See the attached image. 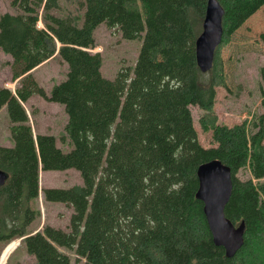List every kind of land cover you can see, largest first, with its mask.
<instances>
[{
	"label": "trees",
	"instance_id": "1",
	"mask_svg": "<svg viewBox=\"0 0 264 264\" xmlns=\"http://www.w3.org/2000/svg\"><path fill=\"white\" fill-rule=\"evenodd\" d=\"M207 0H79L80 16L58 15V0H10L0 15V51L11 58L14 90L0 88L11 145H0V251L19 239L30 264H264V97L260 114L226 126L213 113L216 88L230 92L222 50L248 26L264 0H217L222 35L205 73L195 61ZM40 23V26L38 25ZM104 23L122 39H141L132 70L102 76L94 30ZM264 49V31L257 36ZM58 58L64 78L48 93L33 71ZM34 96L62 106L60 137L34 133L23 105ZM202 132L203 148L190 108ZM230 169L224 216L242 225L243 243L225 257L195 199L197 167ZM76 170L81 186L39 188L40 171ZM240 171L246 177L239 176ZM71 209L65 229L43 224L35 206ZM3 247V248H2ZM72 257V258H71Z\"/></svg>",
	"mask_w": 264,
	"mask_h": 264
},
{
	"label": "rangeland",
	"instance_id": "2",
	"mask_svg": "<svg viewBox=\"0 0 264 264\" xmlns=\"http://www.w3.org/2000/svg\"><path fill=\"white\" fill-rule=\"evenodd\" d=\"M78 1L58 0V9L55 13L80 16L81 10ZM9 2L10 0H0V15L5 12H13ZM258 14L259 18L235 32L229 44L222 50L224 74L230 92L221 87L216 88L213 113L217 117V122L226 126L238 124L244 119L249 120L251 115L263 112L260 103L261 98L264 97V49L257 36L259 32L264 31V8ZM38 25L40 26V23ZM93 36L96 46L92 51L101 54L100 71L103 77L112 79L120 70H132L141 47L140 38L122 39L118 31L106 27L104 23L94 30ZM10 62V56L0 51V88L5 87L13 91L15 82L11 81ZM66 70V65L54 57L37 67L33 71V75L39 85L48 93L54 84L64 78ZM23 107L34 133L55 136L56 146L64 152L71 148L66 142L60 141V137L64 135L63 127L66 122L62 106L34 96ZM190 112L199 144L203 148H209L212 146L211 133L202 132L197 120L201 112L195 107H191ZM8 125L6 111L1 109L0 145L2 146L11 145ZM246 175L243 171L239 173L240 178L246 177ZM38 184L39 188L66 189L72 186H81L82 180L80 174L74 169L40 171ZM35 206L40 211V218L33 221L30 229H40L43 224L66 228L71 213L70 208L61 203L44 201L40 192ZM14 241L19 244L20 240ZM18 244L10 251L3 264H30L33 262V258L27 255L24 248ZM2 251L3 249H1L0 255ZM71 264L76 263L71 260Z\"/></svg>",
	"mask_w": 264,
	"mask_h": 264
},
{
	"label": "water",
	"instance_id": "3",
	"mask_svg": "<svg viewBox=\"0 0 264 264\" xmlns=\"http://www.w3.org/2000/svg\"><path fill=\"white\" fill-rule=\"evenodd\" d=\"M222 16L223 9L217 0H207L201 31L194 42L196 65L202 73L212 66L214 50L221 40ZM7 177L0 170V186ZM196 177L198 185L195 199L202 203V213L212 242L215 246L222 247L225 257L230 258L243 243L242 225L234 227L224 216V207L232 189L230 169L214 159L200 164L196 169Z\"/></svg>",
	"mask_w": 264,
	"mask_h": 264
},
{
	"label": "bare ground",
	"instance_id": "4",
	"mask_svg": "<svg viewBox=\"0 0 264 264\" xmlns=\"http://www.w3.org/2000/svg\"><path fill=\"white\" fill-rule=\"evenodd\" d=\"M17 245V241H13L12 243H10L9 245H7L3 251L1 252L0 255V264H3L4 261L6 260L8 254L10 253V251Z\"/></svg>",
	"mask_w": 264,
	"mask_h": 264
}]
</instances>
